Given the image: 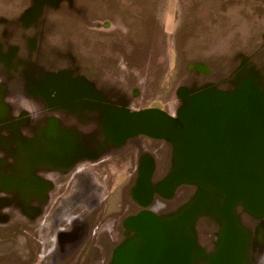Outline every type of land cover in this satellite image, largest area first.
Wrapping results in <instances>:
<instances>
[{"label": "flooded vegetation", "instance_id": "1", "mask_svg": "<svg viewBox=\"0 0 264 264\" xmlns=\"http://www.w3.org/2000/svg\"><path fill=\"white\" fill-rule=\"evenodd\" d=\"M20 26L18 31L12 25L0 29V77L6 79L0 90H33L31 82L61 71L81 78L91 90L78 99L51 88L38 92L46 105L41 110L43 123L30 127L20 139L0 140V180L8 179L18 166H22L20 175L30 169L35 177V186L25 197L16 186L0 181V206L7 201L13 207L16 200L15 205L26 210V220L21 221L14 214L0 213V254L21 255L17 263L9 264H125L143 234L157 231L156 223L167 227L174 222L188 231L190 242L176 245L169 264H263L264 180L256 184V198L233 196L228 210L220 209L221 198L207 203L205 196L207 191L217 194L219 190L214 170L217 155L233 157L234 141H240L241 152L252 153L249 142L253 137L264 140V81L244 79L258 97H250L251 107L233 105V121L208 118L192 100L210 91L211 102L217 104V94L235 92L243 81L212 86L213 90H206L208 83L198 90H178L180 99L186 101L177 116L154 108L127 111L108 103L109 90L79 74L71 59L55 69L40 56L19 54L17 42L23 39L29 44V28ZM143 110H159L191 134L122 135L127 118ZM53 115L56 123L48 120ZM52 122L60 135L58 141L50 135ZM2 129L9 131L7 124ZM35 132L41 133L36 142L39 152H23L24 143L35 142ZM31 206L37 207L34 215L29 214Z\"/></svg>", "mask_w": 264, "mask_h": 264}, {"label": "rangeland", "instance_id": "2", "mask_svg": "<svg viewBox=\"0 0 264 264\" xmlns=\"http://www.w3.org/2000/svg\"><path fill=\"white\" fill-rule=\"evenodd\" d=\"M22 23L29 28V44L26 46L23 39L17 42L19 54L40 56L55 69L65 66L61 61L71 59L79 74L109 90L108 103L127 111L154 108L177 116L186 101L180 99L178 90H198L204 83L209 84L206 90H213L212 86L243 81L237 91L217 94V104L211 102L210 91L192 100L208 118H233V105L251 107V98L258 97L254 86L244 79L264 81V0H0V29L12 25L18 31ZM29 60L31 71L34 64L31 57ZM0 80L5 84L4 76ZM30 87L33 90H0V140L20 139L30 127L43 123L41 110L46 105L38 92L51 88L67 91L78 99L82 92L91 90L84 80L73 79L65 71L56 76L43 74ZM11 102L14 105L7 106ZM55 117L48 120L56 123ZM53 122L49 124L50 135L58 141L60 135ZM5 124L9 131L2 129ZM40 134L35 132V142L27 141L21 150L37 154ZM233 143V157L217 155L214 170L220 184L218 193L207 191L205 196L207 203L221 198L222 211L228 210L233 196L256 198V184L262 183L264 176V140L253 137L249 142L252 153H243L240 141ZM20 171L22 166L15 167L8 179L0 181L16 186L25 197V192L35 186V177H31L30 169L23 175ZM13 202V207L6 203L0 206V213L14 214L17 221L26 220L25 207ZM36 210L31 206L29 214H36ZM161 225L156 223L157 231L137 240L135 252L125 264H169L176 245L190 242L181 223ZM5 252L0 254V264H9L21 256L11 257Z\"/></svg>", "mask_w": 264, "mask_h": 264}, {"label": "water", "instance_id": "3", "mask_svg": "<svg viewBox=\"0 0 264 264\" xmlns=\"http://www.w3.org/2000/svg\"><path fill=\"white\" fill-rule=\"evenodd\" d=\"M230 117V118H229ZM235 116L229 115L227 118L218 120H232ZM255 115L253 119H257ZM151 133L157 137L168 138L184 134H191L182 124H178L174 119L159 110H143L127 118L125 126L122 128V135H133L135 133ZM256 133V131H255ZM264 175V174H263ZM264 180V176L262 177ZM262 180V181H263Z\"/></svg>", "mask_w": 264, "mask_h": 264}]
</instances>
